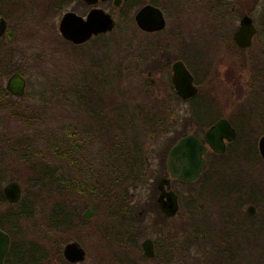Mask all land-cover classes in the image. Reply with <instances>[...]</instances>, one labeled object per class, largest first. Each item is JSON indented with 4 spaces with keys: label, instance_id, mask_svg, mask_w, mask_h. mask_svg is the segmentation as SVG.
Wrapping results in <instances>:
<instances>
[{
    "label": "rangeland",
    "instance_id": "1",
    "mask_svg": "<svg viewBox=\"0 0 264 264\" xmlns=\"http://www.w3.org/2000/svg\"><path fill=\"white\" fill-rule=\"evenodd\" d=\"M3 1L8 7L0 13L14 39L0 44L7 59V69H0V187L4 193L16 181L22 199L39 198L34 217L21 221L14 242L43 245L49 253L44 264H63L65 247L74 242L87 254L81 264H217L218 255L220 264H264L263 252H240L238 257L222 253L219 240L204 232L205 206L216 211L205 224L207 230L215 229L219 212L217 196L207 194L201 184L174 183L181 197L175 217H167L157 205L170 147L185 130L196 128L186 120L187 107L174 92L169 66L180 57L193 68L204 60L215 69L214 61L220 59L218 25L228 23L229 17L211 11L213 5L202 0H153L164 11L167 25L163 32L146 33L135 16L152 0L109 4L104 9L115 17V29L90 45L73 48L60 36L59 21L65 12L81 13L83 7ZM252 12L260 20L264 0L254 4ZM227 63L220 67L223 77L227 70L232 75L233 65ZM153 64L161 68L152 71ZM14 73L26 81L21 97L6 91ZM212 74L199 81L203 93L217 99L214 70ZM31 162L54 169L68 182L66 188H72L65 199L74 220L71 231H51L49 217L59 196L31 184ZM234 178L236 184L242 179ZM255 178L264 189V175ZM87 211L92 213L89 220L84 218ZM148 238L160 249L157 260L137 256Z\"/></svg>",
    "mask_w": 264,
    "mask_h": 264
},
{
    "label": "flooded vegetation",
    "instance_id": "2",
    "mask_svg": "<svg viewBox=\"0 0 264 264\" xmlns=\"http://www.w3.org/2000/svg\"><path fill=\"white\" fill-rule=\"evenodd\" d=\"M45 1H49V3H54L55 5L57 3L67 6L77 4L78 6L84 8L81 13L75 11L65 12L59 21L58 29L60 28V23L63 17L68 13H74L81 18L86 19L92 10L100 9L112 15L111 13L105 11L104 6L109 4L114 5V0H98L96 5H89L85 0ZM202 1L206 4L209 3L213 5L210 8L211 11L215 10L214 12H218L217 14L220 16L227 15L229 17L227 19L225 16V18L229 21L228 23L218 25V28L221 29V31L218 35L220 38V46L218 48L217 56H220V59L216 58V61H214L216 66L215 69H213L212 63L209 61L203 60L200 64H198V68H193L187 60L185 61L184 59L177 57L171 66H169V70L171 74V85L177 96L178 94L172 81L173 66L176 62L181 61L185 64L194 77V85L198 88V93L193 98L188 100H184L180 96H178V98L185 104V107H187L186 112L188 118L186 120L191 122L189 123L190 125L196 127L193 131L185 130L186 132H184L181 138L193 135L198 138L204 146V165L199 181L201 187L206 190L205 192L207 194L212 192L218 198V205L216 209L219 212L217 215L218 222H215L214 230L206 229L205 224L210 222L212 213H216L215 208L214 210H211L210 206L206 205L205 207L207 209L205 211L208 214L204 216V232L211 234L214 237V240H219L218 245L224 246L222 248V253H236L237 257L240 256V252L247 254L253 253L255 250L256 252L264 253V244H260V241H257L260 239L264 241V189H262V183L260 184L259 180L255 178V176L264 175V156L260 151V141L264 137V14L261 15L259 20L252 12L254 4H257L259 0ZM49 3L48 5H51ZM149 5L159 8L165 16L164 11L160 7L150 3L145 4V6ZM0 6L2 7L0 8L1 11L3 8L7 9L8 7L6 1L3 0H0ZM145 6L141 7L138 12ZM246 16L252 19L256 33L253 37L251 46L243 48L235 41V33L240 28L241 21ZM112 17L115 19L113 15ZM0 18L6 21V18L1 13ZM234 20L235 22H233ZM6 23L7 32L2 38H0V44H2L5 39L11 41L7 33L12 31L9 22L6 21ZM59 33L62 39L66 43L73 46V48L85 47L97 40L103 39L109 34L107 33L93 36L88 42L76 45L64 39L60 29ZM106 44L107 43H105V47ZM254 47H256L260 53L256 50L251 56L242 55L246 52L248 53L251 49H254ZM169 60L170 58L166 60L165 64L163 63L162 69L166 67V64H168L172 59L170 61ZM6 62V56H4L3 52L0 51V69H7ZM196 62L199 63L198 61ZM227 62H231L230 64L233 65L231 68L233 70L232 75L227 70L225 72V76L223 77L220 67L222 66V63ZM250 64V71L248 76L245 77L244 70L248 69ZM160 66L153 64L152 71L155 70V68L158 69ZM224 66L227 68V65ZM212 70H214L216 75L215 85L216 82L218 85V87L215 88V93H217L218 96L217 99H211L209 93L204 94L199 81L204 80L205 82L209 76H213ZM149 76L152 77L151 72H149ZM243 77H245V79H243ZM9 79L10 77L8 80ZM153 82L154 81H152V83ZM208 85L209 80L207 81V86ZM6 89L7 93L10 95L7 86ZM211 90L212 89H209V91ZM108 121L107 117L103 119L104 123H108ZM221 121H226L228 123L234 131V138L230 139L233 135H231V133H228L230 137L221 136V145L218 146L221 150L220 152L215 150L208 143L206 134L211 128ZM181 138H179L178 141ZM169 151L165 158L164 167V172L167 174V178H170V173L167 169ZM235 176L242 177L239 184H236L234 178ZM162 179H164V177H162ZM175 182L179 181L172 179L171 190L179 196L181 208V197L173 187ZM157 189V205L159 207V187ZM256 197L258 199H255ZM159 211H161L160 207ZM150 239L154 244L155 258L153 260H155L157 254V243L152 238ZM260 248L261 251L259 250ZM223 249H225V251H223ZM138 255L144 259L143 256L145 255L142 247L137 256ZM145 258L147 259V257ZM180 263L185 264L183 262H179L178 264Z\"/></svg>",
    "mask_w": 264,
    "mask_h": 264
},
{
    "label": "water",
    "instance_id": "3",
    "mask_svg": "<svg viewBox=\"0 0 264 264\" xmlns=\"http://www.w3.org/2000/svg\"><path fill=\"white\" fill-rule=\"evenodd\" d=\"M89 5H96L98 0H85ZM106 1V0H105ZM122 0H114V5L119 7ZM137 26L146 33L161 32L165 29L167 23L163 12L154 6H145L135 16ZM116 27L114 18L100 9L92 10L86 19L74 13L66 14L60 23V32L64 39L73 44L80 45L88 42L93 36L107 34ZM7 32V23L0 18V38ZM256 29L250 17L246 16L241 21L240 28L235 33V41L240 47L248 48L252 44ZM10 40L14 39V33H7ZM173 85L182 99L188 100L198 93V88L194 85V77L181 61L173 66ZM26 81L19 75L14 74L8 80L7 88L12 96L21 97L25 94ZM226 121L217 123L211 128L206 137L208 143L217 151L221 145V136H229L234 133ZM230 137V136H229ZM234 138V134L230 139ZM260 151L264 156V137L260 141ZM205 148L198 138L188 135L181 138L169 151L167 159V169L170 178L162 179L159 182L160 196L158 204L161 211L167 217H175L180 210L179 196L173 191L171 181L177 180L185 183L197 182L202 174L204 165L203 154ZM6 199L12 204H18L22 199V187L16 182H10L4 188ZM91 211L84 214L85 219H90ZM1 218V212H0ZM11 248L10 236L2 230L0 225V264H5V260ZM142 249L147 258H155L153 241L148 238L142 243ZM86 251L77 242L70 243L65 247L64 257L72 264L84 263L86 260ZM182 264V263H180Z\"/></svg>",
    "mask_w": 264,
    "mask_h": 264
},
{
    "label": "trees",
    "instance_id": "4",
    "mask_svg": "<svg viewBox=\"0 0 264 264\" xmlns=\"http://www.w3.org/2000/svg\"><path fill=\"white\" fill-rule=\"evenodd\" d=\"M132 0H124V6H131ZM150 4L156 5V1H151ZM123 6V7H124ZM172 147V146H171ZM170 147V148H171ZM118 158V157H117ZM126 160V159H125ZM120 161V160H118ZM32 163V162H31ZM30 175H32L31 184H35V187L46 190L50 195H58L59 200L55 203L50 213L51 231L55 234H60L64 231H71L74 225L71 211L65 201L71 196L72 188L65 186V181L61 180L54 169H51L45 165H39L38 163H32L30 169ZM200 184L198 181L195 184H186L187 186H195ZM101 194V193H100ZM38 196L40 194L38 193ZM104 197V195L101 194ZM39 201V198H23L18 205H11L2 192L0 187V211L1 219L0 225L3 231H5L12 238V245L10 252L6 258L5 264H44L48 261V251L39 243H29L27 245H18L14 242L15 231L20 226L23 219L30 220L34 217L35 205ZM43 202V201H42ZM41 203V202H40ZM166 221V220H165ZM62 234V233H61ZM160 249L157 247L156 259L159 258ZM221 256H217V264H220ZM63 264H72L65 261L62 258Z\"/></svg>",
    "mask_w": 264,
    "mask_h": 264
}]
</instances>
